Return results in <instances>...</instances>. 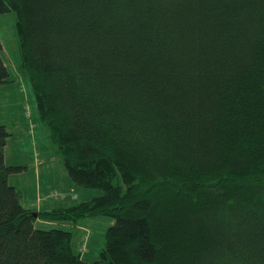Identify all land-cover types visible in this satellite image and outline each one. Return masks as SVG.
Instances as JSON below:
<instances>
[{"label": "trees", "instance_id": "16d2710c", "mask_svg": "<svg viewBox=\"0 0 264 264\" xmlns=\"http://www.w3.org/2000/svg\"><path fill=\"white\" fill-rule=\"evenodd\" d=\"M8 11L69 179L101 193L25 207L8 175L27 166L5 163L0 124V264H264V0H0ZM90 216L113 219L91 261L57 225Z\"/></svg>", "mask_w": 264, "mask_h": 264}, {"label": "rangeland", "instance_id": "374dc122", "mask_svg": "<svg viewBox=\"0 0 264 264\" xmlns=\"http://www.w3.org/2000/svg\"><path fill=\"white\" fill-rule=\"evenodd\" d=\"M16 18L15 11L0 13V40L3 45V52L1 54L6 61L10 76L13 78V81L10 83L0 85V121L5 122V125L13 131V135L8 139L6 146L4 156L5 163L12 164L21 162L30 164V162H32V166H29L28 171H26V168L24 171L9 174L8 181L10 183L15 182L17 184V176H22L24 178V180H22L24 185H19V187L22 190L23 196L32 197L35 193L36 183L42 187L46 186L48 183H54L49 188L51 191H62L64 185L60 184L59 178L54 177L58 174V172H54V170L59 162V154L55 152V145L48 137L45 126L38 118L35 101L28 79L20 65L19 37L16 30ZM7 57H9V60ZM21 83H25L27 88L26 86L21 85ZM21 87H24V90H21ZM24 105H28V107L30 106L32 111L31 120L36 122V126L33 128V133L28 132V125L23 127V124L21 123L22 118L19 120L17 124L18 126L13 127V123L17 121L18 116H22L21 112L23 113L22 109ZM39 146H42V148ZM36 147L39 152H44V158L42 161L45 162L51 158L53 159V167L48 174H51L50 176L54 177V179H49L43 169H41V171H39L36 175L33 163L34 156L32 155L35 152ZM41 157L42 156L39 158ZM261 183L264 184V179L261 180ZM73 186L76 189L78 195L77 198L72 200H63L61 204L71 205L82 199H88L91 197L89 195L92 192L99 193L100 191L99 189L84 188L76 184ZM121 186L123 187L122 183ZM112 221L113 219L106 216H90L79 221L80 224H78L79 222H60L57 225H61L62 228L71 230L73 248L75 251L78 249V251L82 252L84 259L91 261L96 257L100 247L102 246L104 232ZM81 224H85L84 227H88V234L84 244V249L82 248V242L79 241V239L82 240V235H84L86 231L84 230L85 228H82Z\"/></svg>", "mask_w": 264, "mask_h": 264}, {"label": "crops", "instance_id": "0c3cea01", "mask_svg": "<svg viewBox=\"0 0 264 264\" xmlns=\"http://www.w3.org/2000/svg\"><path fill=\"white\" fill-rule=\"evenodd\" d=\"M2 52H3V45H2V49L0 51V54ZM1 57H2V59L4 61V63L6 64V61H5V59H4V57H3L2 54H1ZM7 59L9 60V57H7ZM11 81H13V78L10 76V73H9V81L7 83H10ZM7 83L1 84V85H6ZM21 85L26 86L25 83H21ZM26 88H27V86H26ZM21 90H24V87H21ZM19 91H20V88H19ZM25 96H26V94H25ZM20 99H21V96H20ZM23 100H24V96H23ZM27 108L29 110V116H27V114L25 112ZM22 111H23V113L21 112L22 116H18L17 121L15 123H13V127H17L18 126L17 124H18L19 120L22 118L21 123L23 124V127L26 126V125H28V127H27L28 132L29 133H33L34 132L33 128H35L36 122L34 120H31V118H32V111H31L30 106L28 107V105H24ZM38 118H39V116H38ZM39 120H40V118H39ZM0 124H6V123L3 122V121H0ZM5 126H6L7 130L9 131L10 136L7 138V141H6V144H5V147H4V156H5V151H6V146H7V143H8V139L11 138L12 135H13V131H11L8 128L7 125H5ZM37 147H36L35 152L32 154L34 156L33 157V163H34V169H35L36 175H37V173L39 171H41V169H43V170H45V172H46L47 176L49 177V179H54V177L59 178L60 184L64 185L62 191L55 190V191H57L59 193V194H56L55 195L54 191L49 190V188L51 187V185L54 184V183H51V184L48 183V184H46V186H43V187L41 185H39L38 183H36L34 195L32 197H25V196H23L22 190L19 187V185H24V183L22 182V180H24V178L22 176H17V178H18V179H16V181L18 182L17 184L15 182L14 183H11V184L14 185L17 189H19L21 191V194H22V198H21L22 204L25 207H28L30 209H50V208H53V207L68 206L69 204L63 205V204H61V202L63 200L65 201V200L76 199L78 195H77L76 189L73 186L74 183L69 179L68 174H67V171H66V169L63 166V162H62V159H61V156H60L59 152L57 151V149L55 147V152L59 154V162L57 163L54 172L57 171L58 174L56 176L52 177V176H50L51 174L50 175L48 174V172L51 171V169L53 167V162L54 161H53L52 158L49 159V160H47V161H45V162L42 161L43 158H44V155H43L44 152H39L37 150ZM39 147L42 148V146H39ZM33 150H34V148H33ZM40 156H42V157L39 158ZM12 164H22V165H26L27 166L26 171L29 170V166H32V162H30V164H28V163H21V162L20 163H12ZM8 179H9V177H8ZM83 193H86V192H83ZM92 193H93V195H92ZM92 193L89 195L91 197H89L88 199H82L80 201L89 200L92 197H94L96 195H99L101 193V191H99V193H97V192H92ZM84 218L85 217L79 219L76 222H79V221L83 220ZM110 219H112V218H110ZM37 221L39 223L44 224L45 226H49V225H52V224H56V221H44V220H40V219H38ZM78 224H80V222ZM81 225H82V228H85L84 230L86 231V233L84 235H82V240H83L84 238H87L88 227H84L85 224H81ZM79 241H81V240L79 239ZM71 243H72V241H71ZM76 251H78V249H76ZM81 256L83 257L82 252H81Z\"/></svg>", "mask_w": 264, "mask_h": 264}, {"label": "built area", "instance_id": "2783aa9c", "mask_svg": "<svg viewBox=\"0 0 264 264\" xmlns=\"http://www.w3.org/2000/svg\"><path fill=\"white\" fill-rule=\"evenodd\" d=\"M26 114L27 115H29V110H28V108L26 109ZM84 245H82V247H83Z\"/></svg>", "mask_w": 264, "mask_h": 264}, {"label": "water", "instance_id": "95a60500", "mask_svg": "<svg viewBox=\"0 0 264 264\" xmlns=\"http://www.w3.org/2000/svg\"><path fill=\"white\" fill-rule=\"evenodd\" d=\"M31 213H32L33 215H36V212H35V211H31Z\"/></svg>", "mask_w": 264, "mask_h": 264}]
</instances>
